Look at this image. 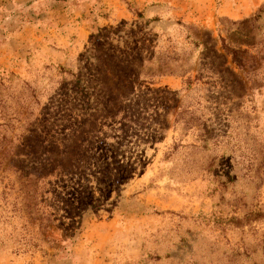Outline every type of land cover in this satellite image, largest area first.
<instances>
[{"label": "rangeland", "instance_id": "obj_1", "mask_svg": "<svg viewBox=\"0 0 264 264\" xmlns=\"http://www.w3.org/2000/svg\"><path fill=\"white\" fill-rule=\"evenodd\" d=\"M0 264H264V0H0Z\"/></svg>", "mask_w": 264, "mask_h": 264}, {"label": "trees", "instance_id": "obj_2", "mask_svg": "<svg viewBox=\"0 0 264 264\" xmlns=\"http://www.w3.org/2000/svg\"><path fill=\"white\" fill-rule=\"evenodd\" d=\"M239 64V63H238Z\"/></svg>", "mask_w": 264, "mask_h": 264}]
</instances>
